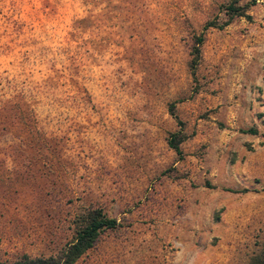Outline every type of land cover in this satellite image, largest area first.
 Instances as JSON below:
<instances>
[{
    "label": "rangeland",
    "instance_id": "rangeland-1",
    "mask_svg": "<svg viewBox=\"0 0 264 264\" xmlns=\"http://www.w3.org/2000/svg\"><path fill=\"white\" fill-rule=\"evenodd\" d=\"M227 1L0 0V261L56 253L93 209L118 225L75 264L264 248V0L203 30Z\"/></svg>",
    "mask_w": 264,
    "mask_h": 264
},
{
    "label": "trees",
    "instance_id": "trees-1",
    "mask_svg": "<svg viewBox=\"0 0 264 264\" xmlns=\"http://www.w3.org/2000/svg\"><path fill=\"white\" fill-rule=\"evenodd\" d=\"M247 5L241 4V0H228L225 4L226 14L229 16L227 22L219 23L217 19L206 22L203 30L210 27L221 28L235 16L245 15ZM204 41L203 32L195 36L194 45L191 50L192 73L198 65L200 57V47ZM171 113L172 110H171ZM245 132L255 133L253 129H248ZM185 135L179 130L173 132L167 138V145L175 152L180 153V144L184 140ZM118 225L115 218L108 217L100 209H93L87 212L81 223L75 230L73 240L61 247L56 253L47 256L31 257L23 254L14 260L0 261V264H75L77 260L90 249L96 241L101 231L105 229L115 228ZM248 264H264V248L252 255Z\"/></svg>",
    "mask_w": 264,
    "mask_h": 264
}]
</instances>
